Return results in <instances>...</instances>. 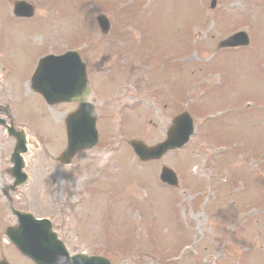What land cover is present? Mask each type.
<instances>
[{
	"label": "rangeland",
	"instance_id": "1",
	"mask_svg": "<svg viewBox=\"0 0 264 264\" xmlns=\"http://www.w3.org/2000/svg\"><path fill=\"white\" fill-rule=\"evenodd\" d=\"M27 1L40 29L13 19L12 0H0V105L12 106L33 140L30 182L16 197L36 216L66 220L73 239L113 264H264V0H217L214 10L211 0ZM99 14L110 20L108 37ZM238 30L251 32V47L218 51ZM75 47L99 91L103 130L96 150L65 167L54 157L65 149L72 110L45 106L28 85L41 52ZM184 111L196 124L190 143L159 163H139L127 139L155 145ZM36 134L45 144L38 150ZM108 143L118 151L106 155ZM162 166L176 172L177 189L157 185Z\"/></svg>",
	"mask_w": 264,
	"mask_h": 264
},
{
	"label": "water",
	"instance_id": "2",
	"mask_svg": "<svg viewBox=\"0 0 264 264\" xmlns=\"http://www.w3.org/2000/svg\"><path fill=\"white\" fill-rule=\"evenodd\" d=\"M97 21L102 32L107 33L109 29L108 21L104 17H99ZM246 44V36L244 34H239L223 42L220 46L234 47ZM33 82L36 85V90L42 93L50 103L66 100L78 101L81 103L80 111L75 115V117L77 116L76 119H78L77 123H80V128H77L76 130L68 128L70 145L68 151L63 156L62 162L68 163L72 156L82 148L89 149L93 147L97 143V134L94 128V117L89 113L88 105L86 104L89 92L85 71L78 56L69 53L63 57L56 58L54 61H49V63L44 65V68L43 64H41ZM191 131V122L188 119V116L184 114L176 118L174 121V126L169 132L167 142L153 148H148L141 143L134 142L132 143V147L141 160L148 161L159 159L172 148L181 147L186 143ZM18 178L21 183L24 181V177L20 176ZM162 179L176 185L174 174L167 169L163 170ZM47 241L49 247H56V245L59 246L55 241L54 235L50 234L49 228ZM28 255L36 260L38 264H45L46 261H57L59 259H64L65 264H77L76 260L78 259H68L63 249H59L55 252V255L44 256L40 251ZM96 261L101 263L99 262L100 260ZM91 263L94 264L95 262Z\"/></svg>",
	"mask_w": 264,
	"mask_h": 264
},
{
	"label": "flooded vegetation",
	"instance_id": "3",
	"mask_svg": "<svg viewBox=\"0 0 264 264\" xmlns=\"http://www.w3.org/2000/svg\"><path fill=\"white\" fill-rule=\"evenodd\" d=\"M7 110V108L0 106V117L8 119L5 121V125H1L0 128V130L2 129L0 133L4 134L5 136L3 147L1 148L0 152V161H2L3 164L7 161L5 164H8L10 167L11 156L15 148V140L8 135L5 126L12 124L15 128V122L14 117L11 116ZM9 171V168L5 169L4 171H0V178L2 182L0 184V256H6V253H12L14 249L9 243L7 247L1 243L3 242V239H7V231L13 230L18 225V219L14 215L13 209H18L25 212L24 208L26 207L25 202H18L12 198V194H15V192L13 193L12 191L14 180L9 174ZM57 232L73 254H79L82 252L79 247L74 244L75 240L70 235H68L64 225L57 224Z\"/></svg>",
	"mask_w": 264,
	"mask_h": 264
}]
</instances>
